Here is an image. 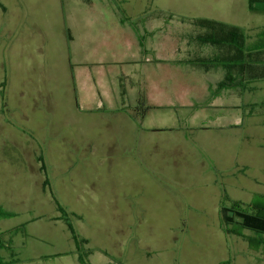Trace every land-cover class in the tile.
Listing matches in <instances>:
<instances>
[{"label": "rangeland", "instance_id": "obj_1", "mask_svg": "<svg viewBox=\"0 0 264 264\" xmlns=\"http://www.w3.org/2000/svg\"><path fill=\"white\" fill-rule=\"evenodd\" d=\"M126 1L134 6L137 0ZM22 2L28 9L48 15L55 11L54 0ZM2 3L5 0H0V10L4 11L0 18V50H4L0 83L4 81L5 88L0 89V98L6 110L0 112V131L3 129L6 141L14 140V146L5 144V161L0 165L5 175L15 176V181L5 186L0 182V204L12 215L0 228L24 229L13 240L19 245L14 249L18 260L33 258L31 264H123L126 257L132 264H264L261 250H250L241 238L224 234L218 219L219 207H229L234 200L264 207V131L252 125L247 129L245 125L243 131L237 124L242 112L247 114L252 104L264 102L262 87L251 90L252 83L243 82L241 99L228 95L220 106L196 103L189 121L172 120V140L174 144L178 138L181 142L174 151L166 148L158 156L165 162H176L175 175L169 184L163 180L162 186H148L145 201H121L117 188L107 189L112 193L108 198L115 200L107 196L101 201L78 200L74 190L98 192L104 187L97 180L92 187V181L85 185L75 177L79 169L71 165L75 154L58 152L65 151L62 146L70 137L57 136L44 143V101L49 94L59 109L63 95L61 90L49 92L51 83L40 71L36 74L29 69L26 54L20 55L16 67L9 47L13 50L16 44L12 29L17 22L11 16L12 8ZM244 3L177 0L174 4L196 7L194 14L205 12L210 20L220 21V16L226 15L239 27L264 24V15L259 12L264 4H257L258 11L248 13ZM30 10L26 12L29 16L33 14ZM188 25L200 34L191 22ZM182 27L180 35H189ZM255 46L264 50V38ZM167 133L166 129L161 131L159 139L167 140ZM129 205L132 209L128 211ZM38 225L47 229H35ZM29 232L36 240L30 239ZM77 239L85 243L77 246ZM74 244L77 262L67 253Z\"/></svg>", "mask_w": 264, "mask_h": 264}, {"label": "crops", "instance_id": "obj_2", "mask_svg": "<svg viewBox=\"0 0 264 264\" xmlns=\"http://www.w3.org/2000/svg\"><path fill=\"white\" fill-rule=\"evenodd\" d=\"M22 1L2 3L12 8L11 16L17 22L12 29L16 44L13 50L9 47L13 61L19 67L20 55L26 54L29 69L36 74L40 71L51 83L49 92L61 90L63 95L59 109L47 95L41 137L44 143L57 136L70 137L62 146L65 151L58 152L76 155L71 165L79 168L75 177L85 185L92 181L91 186L95 187L97 180L104 187L98 192L74 190L78 200H106L111 193L107 189L117 188L121 201H145L148 186L157 187L163 180L169 184L175 175L176 162H165L158 156L166 148L174 151L181 142L179 138L175 144L172 140L175 125L172 120L189 121L191 107L196 103L220 106V101H226L228 95L241 99L243 82L252 83L251 90L261 87L264 90V50L259 51L255 46L264 38V24L239 27L226 15L220 16L218 22L242 30L246 41L255 48L250 52V59L244 60V51L227 42L218 51L199 44L195 29L188 23L208 16L205 12L194 14L196 7L177 6L174 4L177 0H137L134 6L126 0H54L52 15L30 10ZM244 1L246 12L251 13L247 0ZM29 10L33 13L31 16L26 13ZM3 15L4 11L0 10V18ZM181 26L183 33L187 29L190 34L180 35ZM217 54L219 61L215 63L213 58ZM3 57L4 50H0L2 72ZM4 88L3 81L0 89ZM3 101L1 97V113L6 110ZM263 104H252L247 114L241 113L237 124L243 131L245 125L246 129L252 125L264 131ZM165 129L167 140H161V131ZM3 133L2 129V162L5 144L14 143V140L6 141ZM30 171L34 170L30 167ZM5 173L0 165V182L4 186L12 185L15 176ZM233 202L255 205L253 201ZM0 209L9 213L2 204ZM130 209L129 205L127 210ZM10 217L0 218V223ZM12 229L19 230L1 238L0 259L6 264H31L33 258L20 261L14 254L19 245L13 240L24 229L21 226L0 228V233ZM35 229L47 228L38 225ZM29 233L30 239L36 240V235ZM75 248L74 244L67 253L77 262ZM125 258L123 264H132Z\"/></svg>", "mask_w": 264, "mask_h": 264}, {"label": "trees", "instance_id": "obj_3", "mask_svg": "<svg viewBox=\"0 0 264 264\" xmlns=\"http://www.w3.org/2000/svg\"><path fill=\"white\" fill-rule=\"evenodd\" d=\"M247 3L249 12H256L258 11L256 5L259 3L264 4V0H247ZM259 12L264 13V10H259ZM191 23L200 30V34H196L199 44L211 47L213 51H218L227 42L229 45L238 46L239 49L244 51V60L250 59L252 45L246 41V35L239 28L209 19H193ZM214 57L213 62H218V54L214 55ZM10 216L9 213L0 209V218H8ZM218 219L224 234L242 238L247 242L250 250H261L264 253V207L257 205L244 206L238 202H232L229 207H220ZM18 230L12 229L8 232L0 233V249L3 248L1 238L7 234L13 235ZM245 232L249 234H245ZM76 242L77 246L80 243H85L79 239ZM0 264L6 263L0 259Z\"/></svg>", "mask_w": 264, "mask_h": 264}]
</instances>
